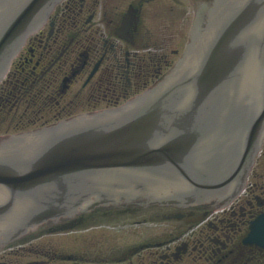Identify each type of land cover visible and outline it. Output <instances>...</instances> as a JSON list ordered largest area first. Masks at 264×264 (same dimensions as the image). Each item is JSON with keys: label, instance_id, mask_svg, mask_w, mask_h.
Masks as SVG:
<instances>
[{"label": "water", "instance_id": "1", "mask_svg": "<svg viewBox=\"0 0 264 264\" xmlns=\"http://www.w3.org/2000/svg\"><path fill=\"white\" fill-rule=\"evenodd\" d=\"M60 1L0 0V80ZM206 2L189 52L155 87L0 140V249L97 209L221 208L240 194L264 139V0Z\"/></svg>", "mask_w": 264, "mask_h": 264}, {"label": "flooded vegetation", "instance_id": "2", "mask_svg": "<svg viewBox=\"0 0 264 264\" xmlns=\"http://www.w3.org/2000/svg\"><path fill=\"white\" fill-rule=\"evenodd\" d=\"M175 1L63 0L0 83V137L116 107L147 89L173 62L161 39L169 37L159 29L168 30ZM209 211L130 209L117 214L122 221L105 219L107 225L97 227L84 217L74 224L77 244L71 246L54 234L67 222L46 225L4 248L0 264H264V248L243 244L252 222L264 215V144L244 193L217 215ZM163 221L168 230L160 238L155 234ZM137 227L146 236L132 232L125 247L107 231ZM94 229L100 236L82 248L81 233Z\"/></svg>", "mask_w": 264, "mask_h": 264}, {"label": "rangeland", "instance_id": "3", "mask_svg": "<svg viewBox=\"0 0 264 264\" xmlns=\"http://www.w3.org/2000/svg\"><path fill=\"white\" fill-rule=\"evenodd\" d=\"M198 1L199 0H176L175 3H174L175 6H173V7H175L176 10H183L184 18L188 19L187 23L188 24H192L193 21H194V17L196 15V14L194 15V11L196 10V7L193 8V6ZM205 1H207V0H205ZM164 3H165L166 6H172V4H168L166 2H164ZM176 14H178V12L175 13L173 16L175 17ZM160 17H161V15H160ZM167 28H168L167 31H163L161 29H159V30L169 37V39L168 38H163V37H161V39L163 40V42L166 41V43L168 45V51H169V54L171 56V59L174 60V59H177L179 57V55H180V51H179V54H174V51L178 50V47H179L178 40H177V32L174 30L176 28V23L172 22L170 24H167ZM160 31H159V33H160ZM186 33H187V29L183 28L182 31H181V36H182L181 44L185 43ZM171 37H173V38H171ZM214 214H216V213H214ZM122 217H123L122 215H117V213H115V214H109V215L98 214L95 217H90L88 219H89V221L91 222L92 225L93 224H97L98 222L100 223L102 221L101 225L103 224V226H106L104 224L107 223V222H103V221H105V219H106V221H107V219L108 220H121L122 221L123 220V219H121ZM125 223H127V222H125ZM158 224L160 226H162V228L155 235L161 238V237L166 235V232L168 230L167 229V224L168 223L163 221V222H159ZM107 231L108 232L115 231V232H112L110 235L114 236L116 238L117 242H119L122 245V247H125V244H124L123 240L127 243L129 238L132 236V234H131L132 232L138 233L137 235L140 236L141 238L146 236L145 235L146 234V230L143 229V228L140 229L138 227L135 228V229L131 228V229H128V230H125V231H116V230L108 228ZM101 232H102V230L94 229V230H91L87 234H85V232L81 233V234L85 235V236H82V239L80 241L81 244H82L81 247L82 248L85 247L86 241L87 242L88 241H92L93 238L99 237ZM104 233H106V232H104ZM61 235L62 236H59V237L63 240L64 244L69 245V246L73 245V243L77 244L76 241H71V238H70L71 235H75V234H70L69 233L68 235H63V234H61ZM63 236L65 238H63ZM69 246L64 247V248H66L67 250H77V249H75L73 247H69ZM181 264H193V263H191L188 260H186L185 262H181Z\"/></svg>", "mask_w": 264, "mask_h": 264}, {"label": "bare ground", "instance_id": "4", "mask_svg": "<svg viewBox=\"0 0 264 264\" xmlns=\"http://www.w3.org/2000/svg\"><path fill=\"white\" fill-rule=\"evenodd\" d=\"M190 48H191V46H190ZM190 48L188 49V51H187V52H189Z\"/></svg>", "mask_w": 264, "mask_h": 264}]
</instances>
